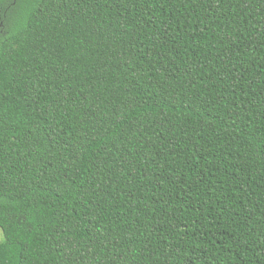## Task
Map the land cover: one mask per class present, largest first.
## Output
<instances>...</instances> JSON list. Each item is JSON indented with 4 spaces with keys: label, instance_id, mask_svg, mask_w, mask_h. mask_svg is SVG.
<instances>
[{
    "label": "trees",
    "instance_id": "obj_1",
    "mask_svg": "<svg viewBox=\"0 0 264 264\" xmlns=\"http://www.w3.org/2000/svg\"><path fill=\"white\" fill-rule=\"evenodd\" d=\"M0 264H264V0H0Z\"/></svg>",
    "mask_w": 264,
    "mask_h": 264
},
{
    "label": "rangeland",
    "instance_id": "obj_2",
    "mask_svg": "<svg viewBox=\"0 0 264 264\" xmlns=\"http://www.w3.org/2000/svg\"><path fill=\"white\" fill-rule=\"evenodd\" d=\"M1 240H2V234H1V231H0V242H1Z\"/></svg>",
    "mask_w": 264,
    "mask_h": 264
}]
</instances>
